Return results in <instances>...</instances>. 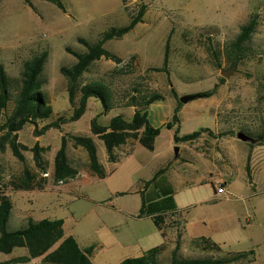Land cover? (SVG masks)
<instances>
[{"label": "rangeland", "instance_id": "obj_1", "mask_svg": "<svg viewBox=\"0 0 264 264\" xmlns=\"http://www.w3.org/2000/svg\"><path fill=\"white\" fill-rule=\"evenodd\" d=\"M62 1L66 9L48 0H31V4L25 0H0V64L7 73L18 76L26 59L43 50L49 51L43 70L46 80L43 89L53 106V114L40 126L60 115L73 114L69 81L61 67H69L77 59L66 47L84 51L86 47L80 37L95 41L111 27L128 24L131 15L145 5L142 22L124 36L105 43L106 48L123 58V63L102 57L84 73L81 83L103 80L120 94L131 91L136 83L143 90L162 92L164 98L153 102L148 109L150 122L161 128L158 144L162 148L149 150L141 143L134 146L138 140L130 139L116 149L120 159L116 163L109 161L104 142L91 131V121L97 116L100 123L106 124L121 112L131 117L134 109L113 108L102 113L103 104L95 97L89 99L80 119L67 122L62 128H51L39 138L34 134L35 125L26 124L20 130L19 140L28 146L37 141L49 146L44 153L48 172L38 167L31 149L23 150L25 163L14 155L9 145L0 150V194L5 191L14 203L8 228L25 227L29 218H62L66 236H75L83 248H93L90 255L93 264H118L161 244L164 236L154 219L139 216L143 196L148 197L145 183L170 159L178 158V144L171 141L178 127L181 134L218 128L213 102L219 98L222 100L220 129L236 137L243 129L254 135L248 142L237 141L244 154L251 153V174L246 166L247 153L245 160H235L231 170L234 185L247 184L252 195L245 200L241 199L245 194L239 192L215 196L211 181L219 182L218 172L222 169H216L202 154L193 157L187 165L189 170H198L191 182L193 185L185 188L181 180H176L174 166L160 175L164 176L161 181L172 182L179 206L190 207L183 232V256L216 253V250L204 252L190 247L194 239L205 237L221 244L222 251L217 254L224 256L258 237L261 241L250 246L255 251L254 260L233 264H264V228L258 224L253 208L264 203V142L258 137L264 132V0ZM251 16L257 17L256 30L245 43V54L238 66L226 77L222 71L233 68L226 54L227 44ZM168 43V71L156 70L155 67L164 65ZM123 65L124 69H120ZM216 84L213 95L180 104L181 96L213 89ZM170 121L174 123L172 128L167 126ZM3 122L4 116L0 118V125ZM69 132L93 136L106 176L92 172L87 150L70 140V162L79 170V175L55 181V154L61 147L63 134ZM25 165L38 174L37 181L46 180L45 188L15 189L13 184L24 175ZM250 175L253 184L249 181ZM209 193L212 198L200 200ZM26 253L27 248L17 247L11 254L0 253V260ZM170 260L168 250L162 255V261Z\"/></svg>", "mask_w": 264, "mask_h": 264}, {"label": "trees", "instance_id": "obj_2", "mask_svg": "<svg viewBox=\"0 0 264 264\" xmlns=\"http://www.w3.org/2000/svg\"><path fill=\"white\" fill-rule=\"evenodd\" d=\"M31 4V0H25ZM55 3L58 7L66 9L62 0H48ZM146 6L142 5L135 15H131L128 24L123 26H113L109 30L100 33L95 41H90L80 37V42L86 49L78 51L67 46L68 52L74 54L76 62L67 67L62 66L61 71L68 78V91L73 114L60 115L43 126L40 123L47 120L53 114V106L43 89L45 77L43 74L44 66L49 57V51L43 50L33 54L23 62L21 72L14 77L9 75L3 64H0V118L4 116V122L0 125V150H4L9 145L16 157L22 162H26L23 150L31 149L34 160L38 167L44 172H48L44 153L49 146L41 145L38 141L33 146L19 140V132L26 124L35 125L34 134L41 136L51 128H62L70 121L80 119L88 107L91 97L100 100L104 107V112H109L113 108L134 109L131 117H127L124 112L111 117L106 123H100L98 117L91 121V131L97 135L105 144L109 161L116 163L118 156L116 149L128 143L130 139H137L144 147L149 150L155 148L156 137L160 134L161 128L154 126L148 116L150 105L164 98L160 91L143 90L141 84H135L131 91L126 93H116L110 83L103 80H93L81 83V77L90 66L102 57L112 59L119 64L123 63V58L117 53L105 47V43L113 38H120L133 29L136 24L143 21ZM257 26V17L251 16L250 19L241 25L238 35L228 42L226 54L229 65L238 66L241 57L245 54V43L248 42ZM125 65V63H124ZM124 65L120 69H124ZM129 66L128 64H126ZM169 65V43L166 48L165 62L162 67L154 69L168 71ZM126 69V68H125ZM127 70V69H126ZM224 81L225 78L221 77ZM215 88L196 93V97H209L216 92ZM173 93L178 97V93L172 87ZM180 104L183 102L179 99ZM178 108L174 115L175 124L178 120ZM173 122H168L167 126L172 128ZM204 131L212 133L210 128H202L186 134H180L178 127L174 134L176 143L181 141H191L198 138ZM251 137L254 136L250 131L243 129ZM228 134L229 132H225ZM223 133V134H225ZM261 143L264 142V132L260 134ZM72 140L77 146H82L87 150L89 156V167L92 172L104 177L107 172L101 162L98 146L93 136L64 133L62 144L55 155L54 179L55 181H65L78 176L79 170L70 162L68 154V143ZM257 141V140H256ZM163 171V168L159 172ZM158 172V173H159ZM248 172L250 169L248 165ZM38 174L27 165L24 167V175L13 186L15 189H43L46 187V180H38ZM13 182V181H12ZM13 200L5 191L0 194V253L11 254L17 247L27 248V253L14 256L6 260H0V264H93L90 258L93 248H83L78 239L73 235H65L64 220L62 218H43L35 220L29 218L25 227L10 230L8 228L9 219L13 209ZM171 211V210H170ZM163 212L153 215L157 227L164 236V242L149 248L145 253L138 257H128L118 264H230L234 262H251L254 259V250L228 252L227 255L217 254L222 251V246L211 240L202 237L194 239L191 247L202 250H216L214 255L205 254L201 257H185L182 255L184 219L180 213ZM145 200L141 207L139 216L146 215ZM151 214V213H149ZM148 215V214H147ZM176 228V236L170 238L168 230ZM170 250L171 260L168 263L162 261V255ZM41 258L40 261H33Z\"/></svg>", "mask_w": 264, "mask_h": 264}, {"label": "crops", "instance_id": "obj_3", "mask_svg": "<svg viewBox=\"0 0 264 264\" xmlns=\"http://www.w3.org/2000/svg\"><path fill=\"white\" fill-rule=\"evenodd\" d=\"M221 102H222V100L219 98L213 102V114H214V116L218 122V128L216 130L210 128L212 130V133H210L208 131H204L198 138L193 139L191 141H181L179 143H176L174 138H173V140H171L173 143L178 144V147H179L178 150L180 152L179 156L177 159H170V161H168V164L166 166H163L160 168V169L163 168V171L159 172L160 169H158L155 172L152 179H149L148 181H146L144 191L148 193V197L143 196V202L145 200V207H146V212H147L146 215H144V216H148V217L153 218L154 214L163 212L165 210H169V212H172V210H173V212H175V213H180L181 216H183V218L185 216L183 224L184 225L186 224V222L188 221V215L190 213V207L189 206H187V207L179 206L178 201H177V196L175 193V189H174L172 182L161 181V179H163L164 176L161 177L160 175L162 173H164L165 171H167L168 168H170V166L171 167L174 166V167H176L175 170L178 174L175 179L181 180V182L185 188H187L190 185H193L194 183H191V182H193V180L195 179L194 176L197 174L198 170L196 168L189 170L187 168V165L191 164L193 157H196L199 154H202L203 157H206L207 160L209 161V163L212 164L216 169H220V168L222 169L221 172L220 171L218 172V176H220L219 182L215 183L214 181H211L212 186H213V192H214L215 196L217 195V197H219V195L217 194L216 191H217V185L220 182H223L224 186L226 188V193L223 195H227L228 192H231V193L232 192H239L241 194H245L244 196L241 197L242 200H245L247 197L252 195V193L250 191L251 188L247 184L239 185V186L234 185L235 179H233L231 170H233V168H234V164H235L236 159L240 160V159L244 158V160H245V154L247 152L244 154V150L237 143L238 139L241 140L240 138H238L235 135L230 134V133L226 134L224 131H222L220 129L221 122H220V117H219V111H220ZM188 133H190V132H188ZM223 133H225V134H223ZM19 134H20V132H19ZM160 134H161V132H160ZM160 134L156 137L155 148L153 150H159V149L161 150V148H162V147L159 148V144H158V138H159ZM180 134H181V131H180ZM184 134H186V133H184ZM39 137L40 136H37V138H39ZM253 139L254 138L252 137L251 140H253ZM243 141H245V140H243ZM248 141H250V140H247V142ZM138 143H140V142L137 141L134 144V146ZM41 145H44V144H41ZM44 146H46V145H44ZM233 155H234V157H232ZM250 159H251V153L249 151L247 153V156H246L247 171H248V165H249V169H250ZM101 162H102V160H101ZM186 175H188V177H186ZM249 181L251 184H253V179H252L251 175H250ZM242 192H244V193H242ZM208 198H212L211 193H209L205 196H202L200 198V200L205 201ZM214 201L215 200L213 199L211 202H214ZM230 201H235V200H230ZM258 206L259 205L253 206L254 213L258 219V224L264 228V203L260 207H258ZM149 213H151V214H149ZM184 229H185V227H184ZM176 232H177L176 228H174V227L170 228L168 230V234H169L170 238H174L176 236ZM172 234L174 235V237H172ZM182 240L184 243V235L182 236ZM260 241H261L260 238L255 237L252 240H250L246 244L245 247H241V248L237 249L236 251H230V252L254 250L250 246H252L253 244L258 243ZM192 248H194V247H192ZM204 252H210V251L204 250ZM208 254L214 255V253L213 254L208 253ZM239 262L241 263V261H239ZM239 262H234V263H239ZM245 262L249 263L248 261H245ZM230 264H233V263H230Z\"/></svg>", "mask_w": 264, "mask_h": 264}, {"label": "water", "instance_id": "obj_4", "mask_svg": "<svg viewBox=\"0 0 264 264\" xmlns=\"http://www.w3.org/2000/svg\"><path fill=\"white\" fill-rule=\"evenodd\" d=\"M233 70H234V67L232 69H229V70H223L222 74L225 75L226 77H229ZM194 98H196V94H187V95L181 96L180 100L185 103V102H188L189 100L194 99ZM238 138H240L241 140H245V141L252 139V137L250 135H248L247 133H245L243 131L238 132ZM178 149H179V147L177 146V150Z\"/></svg>", "mask_w": 264, "mask_h": 264}, {"label": "built area", "instance_id": "obj_5", "mask_svg": "<svg viewBox=\"0 0 264 264\" xmlns=\"http://www.w3.org/2000/svg\"><path fill=\"white\" fill-rule=\"evenodd\" d=\"M217 194L219 196H222L223 194L226 193V188L224 186V183L223 182H220L218 185H217Z\"/></svg>", "mask_w": 264, "mask_h": 264}]
</instances>
